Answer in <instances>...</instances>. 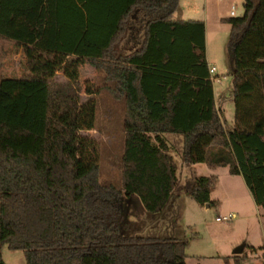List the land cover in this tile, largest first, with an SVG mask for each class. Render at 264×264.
I'll return each mask as SVG.
<instances>
[{"label":"trees","instance_id":"trees-1","mask_svg":"<svg viewBox=\"0 0 264 264\" xmlns=\"http://www.w3.org/2000/svg\"><path fill=\"white\" fill-rule=\"evenodd\" d=\"M231 26L235 124L217 109L203 21L176 19L180 0H0V39L22 46L34 73L63 64L66 83L0 79V246L26 264H187V243L145 237L132 222L137 201L150 223L169 213L183 160L242 176L264 212V0H244ZM54 54L41 63L33 51ZM89 64L124 98L123 188L100 182L82 153L95 128L81 106L77 68ZM216 177H195L184 194L211 205ZM161 216V217H160ZM0 264H6L0 253Z\"/></svg>","mask_w":264,"mask_h":264},{"label":"rangeland","instance_id":"rangeland-1","mask_svg":"<svg viewBox=\"0 0 264 264\" xmlns=\"http://www.w3.org/2000/svg\"><path fill=\"white\" fill-rule=\"evenodd\" d=\"M244 13V0H180V11L175 15L176 19L203 21L206 25V54L210 68L216 69V106L227 130L234 128L235 105L233 62L228 49L231 26L223 20L243 17ZM33 56L45 64L56 61L54 54L38 50L33 51ZM33 69L21 45L0 39V79H42L66 83L69 79L65 70H73L66 63L53 76L44 72L34 73ZM77 74L84 115L89 117L88 113L95 106V128L80 133L84 139L82 153L88 163L94 161L99 164L102 184L122 189L126 101L114 93V84L106 74L93 66H79ZM166 137L178 168L174 207L149 224V217L138 202L133 201L130 205L135 215L132 222L138 229L147 227L141 235L186 242L187 264H264V212L255 203L243 177L231 175L228 168L212 170L206 164H186L182 137L169 134ZM201 176L216 177L211 192L212 204L208 208L207 205H199L183 191L188 180ZM223 217L231 219L217 221ZM241 247L243 252L234 255ZM0 253L6 264H26L23 251L0 246Z\"/></svg>","mask_w":264,"mask_h":264},{"label":"built area","instance_id":"built-area-1","mask_svg":"<svg viewBox=\"0 0 264 264\" xmlns=\"http://www.w3.org/2000/svg\"><path fill=\"white\" fill-rule=\"evenodd\" d=\"M232 15H234L233 13H232ZM210 74H211V79H212V81L214 82L215 81V78H216V76H215V74H216V69L215 68H210ZM231 218H228V217H223V218H218L217 219V221H219V222H227V221H229ZM232 219H234V217H232Z\"/></svg>","mask_w":264,"mask_h":264},{"label":"water","instance_id":"water-1","mask_svg":"<svg viewBox=\"0 0 264 264\" xmlns=\"http://www.w3.org/2000/svg\"><path fill=\"white\" fill-rule=\"evenodd\" d=\"M242 252H243V247L237 249V250L234 252V255L238 256V255H240Z\"/></svg>","mask_w":264,"mask_h":264},{"label":"crops","instance_id":"crops-1","mask_svg":"<svg viewBox=\"0 0 264 264\" xmlns=\"http://www.w3.org/2000/svg\"><path fill=\"white\" fill-rule=\"evenodd\" d=\"M207 60H208V57H207ZM208 63H209V65H210V62H209V60H208ZM208 207H210V205H207V208H208Z\"/></svg>","mask_w":264,"mask_h":264}]
</instances>
